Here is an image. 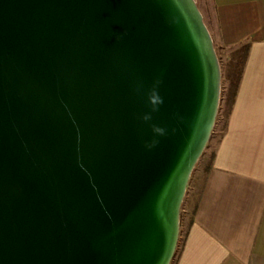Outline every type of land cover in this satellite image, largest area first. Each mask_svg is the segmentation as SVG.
<instances>
[{
	"label": "water",
	"instance_id": "1",
	"mask_svg": "<svg viewBox=\"0 0 264 264\" xmlns=\"http://www.w3.org/2000/svg\"><path fill=\"white\" fill-rule=\"evenodd\" d=\"M220 94L195 0H0V264H170Z\"/></svg>",
	"mask_w": 264,
	"mask_h": 264
},
{
	"label": "crops",
	"instance_id": "2",
	"mask_svg": "<svg viewBox=\"0 0 264 264\" xmlns=\"http://www.w3.org/2000/svg\"><path fill=\"white\" fill-rule=\"evenodd\" d=\"M211 1L212 40L247 54L172 264H264V0Z\"/></svg>",
	"mask_w": 264,
	"mask_h": 264
},
{
	"label": "rangeland",
	"instance_id": "3",
	"mask_svg": "<svg viewBox=\"0 0 264 264\" xmlns=\"http://www.w3.org/2000/svg\"><path fill=\"white\" fill-rule=\"evenodd\" d=\"M195 1L197 3L198 8L202 7L203 0H195ZM213 44H214V49H215V52H216V55L218 57L220 67H221V95H222V94H224L223 93V87H225V85H226V80L223 77L222 72L224 70V65H225V62L227 60V57L230 55V52L233 49H232V47L227 48V47L221 46L215 37L213 40ZM224 122H225L224 106H223V102L220 100L216 120H215L213 129H212L211 135L209 137V140H208L202 154L200 155L196 164L194 165V168L190 174V177H189V180L187 183L186 191H185L184 198H183V201L181 204L182 224L179 228V237H178V241H177V247H176L175 253L173 255V258H172L170 264L173 263L174 257L176 255L178 247L181 243L180 241L182 240V236L184 234L186 222L190 218V214H191L190 200L195 196L194 194L196 192V187L198 184H200L202 177H203V174H204V171H205L207 165L209 164L211 153H212L214 146H215V143H216V141L220 135V130L222 129Z\"/></svg>",
	"mask_w": 264,
	"mask_h": 264
},
{
	"label": "trees",
	"instance_id": "4",
	"mask_svg": "<svg viewBox=\"0 0 264 264\" xmlns=\"http://www.w3.org/2000/svg\"><path fill=\"white\" fill-rule=\"evenodd\" d=\"M213 4L211 0H203L202 7H199L200 12L203 17V21L209 30V33H216L215 26V16L213 12ZM214 45V44H213ZM232 51L230 55L227 57V60L224 65V70L222 72L223 77L226 80V85L223 87V93L220 94V100L223 102L224 106V115L225 118L230 110V106L237 89V85L239 82V78L242 73V68L245 62L246 54H247V45L246 44H238L236 46H232ZM209 169V164L207 165L205 171ZM201 189L195 192V196L193 197V205L191 206V213L194 211V207L197 203L198 196H200ZM191 221V218L187 220V224ZM182 224V211L180 210V220L179 227Z\"/></svg>",
	"mask_w": 264,
	"mask_h": 264
}]
</instances>
